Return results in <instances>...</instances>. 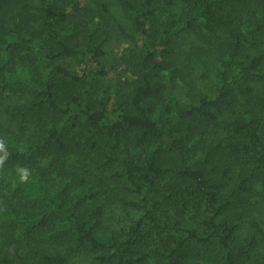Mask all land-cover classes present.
Returning a JSON list of instances; mask_svg holds the SVG:
<instances>
[{"label": "trees", "instance_id": "1", "mask_svg": "<svg viewBox=\"0 0 264 264\" xmlns=\"http://www.w3.org/2000/svg\"><path fill=\"white\" fill-rule=\"evenodd\" d=\"M190 29L195 101L163 77ZM0 79V264H264V0H0Z\"/></svg>", "mask_w": 264, "mask_h": 264}, {"label": "rangeland", "instance_id": "2", "mask_svg": "<svg viewBox=\"0 0 264 264\" xmlns=\"http://www.w3.org/2000/svg\"><path fill=\"white\" fill-rule=\"evenodd\" d=\"M79 1L81 4L86 3V0ZM114 2L113 6L116 9V14L119 20L124 24L125 29L129 31L132 24L130 17L122 9L119 2ZM130 35L131 30L130 33L127 34V31L126 33H123L121 29H118V32L114 34L110 44L106 46L107 53L102 62L103 64L105 63L106 67L111 70L109 76L112 78L116 77L117 71H121L124 67L121 55L124 48L130 45ZM206 41L207 39L205 38L204 31L201 30H182L175 36L174 49L176 51V58L178 56L179 57L178 59L171 61L170 66L172 68L173 62L174 66H176L175 62H177L180 69L178 72L176 71L174 73L173 71L165 72L163 73V77H165V80L170 83V86L173 84L178 88L180 87L182 92L186 89V97H182V99L186 101H195V98L198 97L196 96L197 92L210 87L214 83V71L217 69H214V61L212 62L210 58L209 50L206 47ZM60 61L64 65L74 66L75 69L80 72L84 66L80 58L61 59ZM218 63L220 64V61H218ZM185 65L188 66L185 67ZM182 67L183 70L181 69ZM190 79L194 81L196 80L193 88H188L186 85V82ZM0 82H2L1 79ZM15 89L17 95L22 92L18 86ZM7 93L9 92L3 91V89L0 88V97ZM3 105L4 104L0 100V109ZM122 223H126V221H123ZM155 233L153 235H155Z\"/></svg>", "mask_w": 264, "mask_h": 264}, {"label": "clouds", "instance_id": "3", "mask_svg": "<svg viewBox=\"0 0 264 264\" xmlns=\"http://www.w3.org/2000/svg\"><path fill=\"white\" fill-rule=\"evenodd\" d=\"M0 164H2V161H0ZM27 180V170H24V174L21 176V181L24 182Z\"/></svg>", "mask_w": 264, "mask_h": 264}]
</instances>
